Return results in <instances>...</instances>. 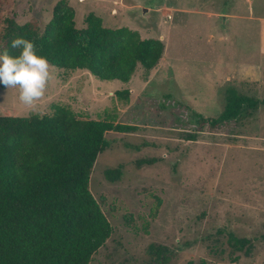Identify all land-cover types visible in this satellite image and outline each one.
Here are the masks:
<instances>
[{"label": "rangeland", "instance_id": "rangeland-1", "mask_svg": "<svg viewBox=\"0 0 264 264\" xmlns=\"http://www.w3.org/2000/svg\"><path fill=\"white\" fill-rule=\"evenodd\" d=\"M66 7L78 29L93 12L165 44L158 65L129 82L54 66L37 102L136 126L106 133L90 176L113 227L90 264H149L152 243L174 251L160 264H264V104L217 128L195 115L219 116L230 87L264 99V0H3L0 16L43 30ZM29 114L18 88L0 85V115ZM119 166L122 178L108 180ZM230 232L250 243L235 249Z\"/></svg>", "mask_w": 264, "mask_h": 264}, {"label": "trees", "instance_id": "trees-1", "mask_svg": "<svg viewBox=\"0 0 264 264\" xmlns=\"http://www.w3.org/2000/svg\"><path fill=\"white\" fill-rule=\"evenodd\" d=\"M3 0H0V8ZM72 7L56 11L42 30L36 21L24 24L0 16V52L11 55L10 41L24 37L50 64L86 69L102 80L129 82L137 68L153 69L165 51L158 38H142L128 27L110 28L91 12L86 27L78 29ZM226 106L217 117L195 112L200 127L217 128L244 117L245 108L257 110L264 99L228 88ZM40 118L0 115V264H90L113 232L108 217L90 190V176L98 156L111 146L108 131L128 132L134 125L114 118H92L55 104ZM195 139L196 134H190ZM108 180H120L122 167L105 171ZM229 243L243 250L250 243L229 233ZM152 261L160 264L174 251L152 243ZM186 264H211L206 260Z\"/></svg>", "mask_w": 264, "mask_h": 264}, {"label": "clouds", "instance_id": "clouds-1", "mask_svg": "<svg viewBox=\"0 0 264 264\" xmlns=\"http://www.w3.org/2000/svg\"><path fill=\"white\" fill-rule=\"evenodd\" d=\"M12 49H19L18 55H11L7 48L0 52V85L6 89L18 88V99L30 113L40 118L49 113L40 111V101L53 79L54 65L45 55L38 53L33 41L16 37L10 41Z\"/></svg>", "mask_w": 264, "mask_h": 264}]
</instances>
